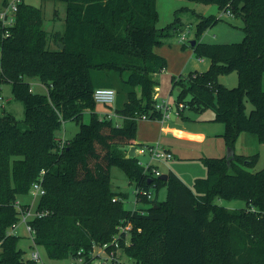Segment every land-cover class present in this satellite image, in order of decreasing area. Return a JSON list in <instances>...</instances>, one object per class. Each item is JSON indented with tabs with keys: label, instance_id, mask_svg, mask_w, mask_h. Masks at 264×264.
<instances>
[{
	"label": "trees",
	"instance_id": "16d2710c",
	"mask_svg": "<svg viewBox=\"0 0 264 264\" xmlns=\"http://www.w3.org/2000/svg\"><path fill=\"white\" fill-rule=\"evenodd\" d=\"M16 1L14 24H0V83H10L13 98L24 105L25 128L10 114L0 115V264H36L23 259L19 237L9 229L19 221L17 197L28 194L39 177L44 194L35 211L44 215L29 226L33 244L51 260L82 257L91 264L92 248L116 251L111 243L119 236L116 258L136 264H264V167L247 170L256 156L203 158L207 174L192 188L171 171L160 180L153 167L146 170L128 156L126 148L136 146L137 120H162L153 97L166 61L154 49L168 31L178 30L177 22L157 28L156 0H43L65 4L63 31L49 33L41 8ZM196 1L216 3L220 11L231 2L245 36L238 44L199 42L214 22L198 16L191 48L211 65L184 82L172 77L176 112L212 109L229 149L241 133L264 143V0ZM229 71L237 74L234 88L217 80ZM109 72L120 78L115 92L125 90L122 106L114 110L119 124L93 112V93L105 80L100 75ZM33 77L46 94L31 91L27 79ZM245 102L252 106L248 113ZM85 111L87 124L81 122ZM70 120L79 123L78 132L60 149L56 132ZM113 166L135 184L139 207L124 208L127 195L111 186ZM161 187L163 201L157 199ZM216 200H241L245 206L229 210ZM127 224L128 241L125 232L119 234Z\"/></svg>",
	"mask_w": 264,
	"mask_h": 264
},
{
	"label": "rangeland",
	"instance_id": "374dc122",
	"mask_svg": "<svg viewBox=\"0 0 264 264\" xmlns=\"http://www.w3.org/2000/svg\"><path fill=\"white\" fill-rule=\"evenodd\" d=\"M3 1L11 4L16 0H0V9L3 7ZM24 2L31 6L41 8L44 17L43 28L47 32L63 31L65 17L64 3L43 0H24ZM156 9L158 14L156 26L158 29H167L174 22H177L176 25L179 27L177 31L173 29L168 31V35L162 38L161 45L154 49V52L166 61V68L158 77V99L166 101L167 105L172 109L178 93V87L172 89V77L176 78L181 76V80L184 82V79L190 73H203L210 69V59L204 58V61L201 62L189 45L190 41L197 38L196 25L199 22L198 16L210 18L214 22L212 26L206 28L197 38L199 42L207 44L241 43L245 36L244 22L238 16L229 17L225 14L223 15L218 5L212 2L196 0H156ZM180 35L184 36V41L179 40ZM100 76L105 79L101 83L102 85L100 87L102 88L110 86L113 89H117L121 84L119 76L115 73L109 72L105 75L101 74ZM237 79L235 71L220 73L217 76L218 82L227 88L236 87L238 83ZM27 81L32 92L46 94L47 90L38 78H28ZM124 92L125 90L119 94L116 93L115 101L112 105L96 103L93 112L99 119L106 113L113 115L114 110L120 108L123 100H125ZM0 95L4 101L3 107L0 108V115L10 114L19 122V127L24 129V105L13 98L10 83H0ZM188 100V96L183 99L184 103L188 102ZM245 105L246 113H248L252 109V106L249 102H245ZM175 115V119L169 117L163 120L139 118L136 123L135 138L136 148L158 145L161 152L166 153L165 149H169L173 157L169 160L156 159L152 161H150L148 153L138 155L137 157L143 164L149 162L156 164L158 162L160 163L159 166L163 165V170H166L167 167L170 168L172 173L186 186L192 188L196 179L204 178L207 174L201 159L226 158L228 148L222 137L224 125L213 120L214 113L210 108H203L201 110L185 108ZM89 119L90 111H85L81 122L87 124ZM118 120V118L113 117L114 122ZM78 129V122L71 120L65 121L60 129L57 130L56 137L59 140L68 141L74 137ZM217 130H220V132L218 133ZM187 131L204 135L205 140L203 142L196 141L193 143L181 140L184 137H176V134L184 135ZM233 151L236 155L256 156L254 164L252 167L247 168V170L256 172L264 167V143L258 142L255 135L241 133L233 145ZM110 182L111 186H114L113 189L115 191L127 195L123 200L125 209L131 211L134 207H139L140 204L135 205V184L128 180L125 173L119 167H111ZM165 198L166 187H161L157 192V199L163 201ZM17 200L24 205H29L30 214H33L39 198L33 199L28 193L18 196ZM215 203L229 210L241 209L245 206V203L241 200H216ZM9 233L19 237L18 248L24 252V260H29L32 253L37 252L40 257V263L38 264H70L71 262L70 258L65 260L49 259L42 246L33 244L32 235L28 233L21 222L17 224L15 229H9ZM128 240L129 235L126 237V241ZM122 264L136 263L132 260L123 259Z\"/></svg>",
	"mask_w": 264,
	"mask_h": 264
},
{
	"label": "built area",
	"instance_id": "2783aa9c",
	"mask_svg": "<svg viewBox=\"0 0 264 264\" xmlns=\"http://www.w3.org/2000/svg\"><path fill=\"white\" fill-rule=\"evenodd\" d=\"M16 11H17V1L11 4H7L0 9V24L2 27H11L14 24ZM221 12L223 15L225 14L229 17L235 16L233 13L232 7H231V2H228L224 6V8L221 10ZM179 40L184 41V36L180 35ZM157 93L158 92H156V94H154V97H153V99L155 100V109L161 112L162 120H163L164 118L169 117V114L172 112V109L171 107L167 105L166 101L158 99ZM115 96H116V92L114 89L99 88L94 91L93 100L95 101V103L112 105L115 101ZM3 103H4L3 97L0 95V108L3 107ZM182 108H183V105H179V109H182ZM116 116L117 115L113 113V115L106 114L102 118L112 120L113 117H116ZM141 119H145V117L142 116ZM58 143H59L58 144L59 148L62 149L65 141L58 140ZM134 151H136L137 155H143L145 153H148L150 157V161L156 160V159L169 160L172 158L171 154L161 152L160 147L158 145L140 147L138 149H135ZM139 164L142 167H144V169L146 170L149 167H151L149 164H143L141 161H139ZM151 171L155 177L160 176V173L154 168H152ZM41 181H42V178L39 177L38 180L34 182L31 186L29 194L33 199H36V198L40 199V197L44 194V190L41 186ZM147 197L152 198L150 194H148ZM14 205L19 213V221L17 222V224L21 222L25 226L28 233L32 235V241H33L34 232L29 226V221L31 220V218H34L36 216L41 217L44 214L37 213L36 211L33 214H30L29 207H27L26 209H22L18 201H16ZM17 224H15V226L12 227L11 229H15ZM130 229H131V226L128 224L125 225L124 227H120L119 234L125 232L126 235H128L127 232H129ZM117 238H119V236L116 237L111 243V245H113L114 248H116V251L114 250L108 251L107 245L98 246V247L94 246L92 248V251L90 252V257L92 258V260L90 261L91 264H122V259L116 258L117 247H118ZM102 254H104L105 256ZM103 256L106 258H104ZM30 260L35 262L36 264L40 263V257L38 253L37 252L32 253ZM70 264H85V260L82 257L74 258V259H71Z\"/></svg>",
	"mask_w": 264,
	"mask_h": 264
},
{
	"label": "crops",
	"instance_id": "0c3cea01",
	"mask_svg": "<svg viewBox=\"0 0 264 264\" xmlns=\"http://www.w3.org/2000/svg\"><path fill=\"white\" fill-rule=\"evenodd\" d=\"M201 62H203L204 61V59H199ZM220 83V82H219ZM110 89H112V88H110ZM158 94V93H157ZM115 113V112H114ZM177 112H175L174 113V116H172V112L169 114V118H171V119H175L176 118V114ZM106 114H108V113H106ZM105 114V115H106ZM104 116V115H103ZM116 118H118L119 120L118 121H116V123H118L119 124V122H120V118L118 117V116H116ZM218 131V133L220 132V130H217ZM177 136L176 137H184V138H182L181 140H184V141H186V142H193V143H195L196 141L197 142H203L204 140H205V136L204 135H200V134H195V133H192L191 131L190 132H188L187 131V133H185L184 135H179V134H176ZM220 135V134H219ZM57 140H59V139H57ZM131 147H134V150L135 149H138V148H136V146H134V145H131V146H129V147H127L126 149H127V151L129 152L130 151V149H131ZM165 152L166 153H169V154H171L172 155V157H173V154L171 153V151L169 150V149H165ZM134 153H135V156L137 157L138 155H137V153H136V151H134ZM138 158V157H137ZM139 159V158H138ZM139 161H140V159H139ZM147 164H149L151 167H153L155 170H157L159 173H160V175H162V174H167L168 172H170L171 170H170V168H166V170H163L162 169V166H159V164L160 163H156V164H154V163H152V162H149V163H147ZM172 172V171H171ZM189 187V186H188ZM113 188H114V186H113ZM135 191V190H134ZM136 192V191H135ZM18 201V200H17ZM19 202V201H18ZM20 203V205H24L23 203H21V202H19ZM135 205H136V202H135ZM140 206V205H139ZM28 207H29V205H28ZM135 208V207H134ZM10 234H12V233H10ZM14 235V234H13ZM30 260V259H29Z\"/></svg>",
	"mask_w": 264,
	"mask_h": 264
},
{
	"label": "water",
	"instance_id": "95a60500",
	"mask_svg": "<svg viewBox=\"0 0 264 264\" xmlns=\"http://www.w3.org/2000/svg\"><path fill=\"white\" fill-rule=\"evenodd\" d=\"M190 46L191 47H193L194 46V44H195V40H192V41H190ZM59 47H60V49L62 50L63 49V45L62 44H59ZM176 112V107L175 106H173L172 107V116H174V113ZM227 156H226V158L227 159H230V158H232L231 156L233 155V153H234V151L232 150V149H227ZM128 156L129 157H135V153H134V147H131V149H130V151L128 152ZM160 180H166L167 179V174H162V175H160L159 177H158ZM112 188H113V186H112Z\"/></svg>",
	"mask_w": 264,
	"mask_h": 264
}]
</instances>
